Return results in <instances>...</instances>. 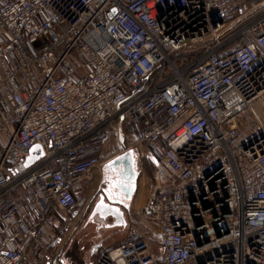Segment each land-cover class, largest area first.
<instances>
[{
	"label": "built area",
	"instance_id": "obj_1",
	"mask_svg": "<svg viewBox=\"0 0 264 264\" xmlns=\"http://www.w3.org/2000/svg\"><path fill=\"white\" fill-rule=\"evenodd\" d=\"M257 107L264 2L0 0V264H64L117 129L153 161L160 243L129 222L93 264H264Z\"/></svg>",
	"mask_w": 264,
	"mask_h": 264
},
{
	"label": "rangeland",
	"instance_id": "obj_2",
	"mask_svg": "<svg viewBox=\"0 0 264 264\" xmlns=\"http://www.w3.org/2000/svg\"><path fill=\"white\" fill-rule=\"evenodd\" d=\"M253 1L255 3L264 2V0ZM250 116L264 126V107H257L256 112L251 113ZM108 138L94 146L89 152V156L99 155L102 160H107L115 154L124 152L126 148H131L132 153H136L138 150L136 134L130 129H122L120 135L118 132V135L112 134ZM136 158L138 161L140 160L139 156ZM142 162L144 165L146 164L143 159ZM149 167L147 169L150 176L151 173L153 174V164L152 170L151 166ZM105 191L109 192L110 196L114 191L107 181V175L103 185L94 192L91 200L83 208L82 220L63 247L62 260L64 264H93L96 256L95 248L112 245L125 236L127 222L132 220L127 211L132 205L131 200L130 198L123 200L122 205L109 204L108 206L104 197Z\"/></svg>",
	"mask_w": 264,
	"mask_h": 264
},
{
	"label": "crops",
	"instance_id": "obj_3",
	"mask_svg": "<svg viewBox=\"0 0 264 264\" xmlns=\"http://www.w3.org/2000/svg\"><path fill=\"white\" fill-rule=\"evenodd\" d=\"M121 131L122 129L114 130L110 133L109 137L112 134L118 135V132L120 135ZM97 145L99 144H96L95 146ZM137 149L138 150H136V153L134 152L132 153L133 158H134V171L136 173V180L134 183L135 187H134L133 193L130 197L132 205L130 206V209L127 210L128 215L132 217L131 218L132 220H130L129 222H134L136 224L138 232L149 243H151L150 245H151L152 250L157 251L159 248V243H160L159 225L157 223L151 222L150 220H148L142 215V212L144 211V209L148 207L150 203H152L154 195H155V181H154V175H153L154 171L152 170L153 161L152 159H150L148 155V151L146 150L144 146L141 147L138 145ZM128 150L133 151L131 148H126L124 152ZM124 152H121V153L119 152L120 154H115L111 158L107 160H102V161L103 162L112 161L115 157L122 155ZM141 152L147 154V157L143 159L146 161L145 165L142 162V157L140 155ZM138 156L140 158L139 161L136 158ZM149 166H151V170L153 172V174L151 173L150 176L148 175V169H147ZM105 167H106V164H103V165L101 164V165L94 167L90 171L89 175L83 180L80 188L76 192V198L78 200L86 199L87 202L91 200L94 192L96 190L98 191L99 187L103 185L105 177L106 175H108L107 172L105 171ZM82 216H84V214ZM74 232H72V234H74ZM70 237L71 236H69L68 239ZM116 242H114L113 244H115Z\"/></svg>",
	"mask_w": 264,
	"mask_h": 264
},
{
	"label": "water",
	"instance_id": "obj_4",
	"mask_svg": "<svg viewBox=\"0 0 264 264\" xmlns=\"http://www.w3.org/2000/svg\"><path fill=\"white\" fill-rule=\"evenodd\" d=\"M42 152L38 146H34L30 151V156L25 161V166H31L40 156ZM105 171L107 172V181L110 187L114 190L112 196L109 192H104L106 204H120L121 195H126L128 200L134 190L136 173L134 171V158L132 151H125L122 155L115 157L112 161L106 164ZM97 248L94 250L96 251Z\"/></svg>",
	"mask_w": 264,
	"mask_h": 264
},
{
	"label": "flooded vegetation",
	"instance_id": "obj_5",
	"mask_svg": "<svg viewBox=\"0 0 264 264\" xmlns=\"http://www.w3.org/2000/svg\"><path fill=\"white\" fill-rule=\"evenodd\" d=\"M126 199V195H124V194H122L121 195V198H120V203H121V205L123 204V200H125Z\"/></svg>",
	"mask_w": 264,
	"mask_h": 264
}]
</instances>
